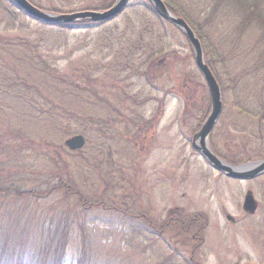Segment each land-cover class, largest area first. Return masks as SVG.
<instances>
[{
    "label": "rangeland",
    "instance_id": "obj_1",
    "mask_svg": "<svg viewBox=\"0 0 264 264\" xmlns=\"http://www.w3.org/2000/svg\"><path fill=\"white\" fill-rule=\"evenodd\" d=\"M28 1L69 14L108 2ZM165 1L195 25L221 86L210 147L232 163L264 159L258 0ZM5 9L0 4V141L11 123L24 139L19 162L15 140L1 152L9 153L0 163L3 264H43L37 252L65 233L66 264H264V206L251 217L242 210L249 188L264 201V175L226 181L197 157L192 140L212 100L182 30L158 19L147 0L129 1L113 23L86 20L69 31L25 16L11 21ZM41 101L59 104L60 116L41 111ZM74 135L85 137L83 150L61 155ZM16 189L29 194L17 197Z\"/></svg>",
    "mask_w": 264,
    "mask_h": 264
},
{
    "label": "water",
    "instance_id": "obj_2",
    "mask_svg": "<svg viewBox=\"0 0 264 264\" xmlns=\"http://www.w3.org/2000/svg\"><path fill=\"white\" fill-rule=\"evenodd\" d=\"M13 1L28 16L48 25L69 24L87 19L100 23L109 22L119 16L129 3V0H118L114 6L103 12H80L74 14L57 15L44 12L36 8L28 0ZM148 1L151 3L159 16L184 32L195 51L197 67L204 76L209 87L212 100V111L200 131L195 135L193 147L202 156H204L216 170L225 173L228 177L234 179H252L262 175L264 173V160L244 166H233L221 160L210 148L208 143L209 137L223 111V101L220 86L209 65L205 62L201 42L197 38L192 28L186 23L184 19L175 16L167 8L163 0ZM66 144L72 150H77L84 146L85 139L83 136H76L72 139H69ZM244 206L245 210L249 213H254L256 211L257 203L255 202L251 193L247 195Z\"/></svg>",
    "mask_w": 264,
    "mask_h": 264
},
{
    "label": "trees",
    "instance_id": "obj_3",
    "mask_svg": "<svg viewBox=\"0 0 264 264\" xmlns=\"http://www.w3.org/2000/svg\"><path fill=\"white\" fill-rule=\"evenodd\" d=\"M108 2L107 3H105L104 5H102L101 6V9H103V8H105V7H107V5H109L110 4V1L109 0H107ZM165 1V0H164ZM222 1H224V0H219V1H217L216 3H215V6H217L218 4H220ZM262 2H264V0H258V4H257V6H256V10H258V12L259 11H262V13H263V16H264V6L262 7V9H260L261 7L259 6V4L260 3H262ZM165 3H166V5L168 6V8L172 11V12H174L177 16H180V17H182V18H184L186 21H187V23L192 27V29L196 32V28H195V25L194 24H192L191 22H190V19H189V17L185 14V12H179V11H177V10H175L173 7H172V5L170 4L169 5V3L168 2H166L165 1ZM0 4H6L7 5V10L5 9L4 10V12H6L7 14H8V16H9V18H10V20L11 21H17L21 16H25V17H27L26 15H24L20 10H18L16 7H15V5L12 3V1L11 0H0ZM9 9L12 11H9ZM14 10L15 11H17V13L16 12H14ZM156 15V14H155ZM18 18V19H17ZM28 18V17H27ZM158 19H161V18H159L158 17ZM81 23H83V22H81ZM85 23H88V22H85ZM167 23V22H166ZM88 24H90V23H88ZM168 24V23H167ZM78 25V24H77ZM91 25V24H90ZM45 28H46V26H45ZM53 28V27H52ZM56 29H58L59 31H61V30H63V31H65V30H74V29H76V26H59L58 28L57 27H55ZM96 28H98V27H96ZM196 35H197V37L200 39V37H199V35L196 33ZM201 41V40H200ZM202 43V42H201ZM202 46H203V44H202ZM163 54L161 53L160 55H158L159 57L160 56H162ZM158 57V58H159ZM207 61V60H206ZM207 63L209 64V62L207 61ZM209 66H210V68H211V70L213 71V73H214V75L216 76V78L218 79V77H217V74L215 73V70H214V68H213V66H212V64H209ZM40 92V91H39ZM41 93V92H40ZM43 99H44V97H43ZM32 103V102H31ZM35 103H32V106L34 107V108H36L37 109V104H35ZM205 105V104H204ZM210 105V103L208 104L207 103V106H206V108L209 110L210 108H211V106H209ZM40 108H42V110L41 111H43V112H46V111H49V110H47V109H50V111L49 112H54L55 111V113H56V115H58V116H60V113L59 112H57L56 111V109H58L59 108V104H57V103H51V102H48V101H41L40 102V104L38 105ZM161 107H162V105H161ZM206 108L205 107H203V109H200L202 112V114H203V117H205V115L207 114V112H205L206 111ZM206 113V114H205ZM156 116V122H158L159 120H160V118L163 116V109H161L160 107L158 108V111H157V114L156 115H154V117ZM66 117H68L67 119H68V122H75L76 123V118H77V116H75V115H71V116H66ZM65 118V117H64ZM63 118V119H64ZM142 120V119H141ZM145 120V119H144ZM144 120H142V121H144ZM202 120H203V118L201 117V122H202ZM201 122H200V124H199V126L198 127H200L202 124H201ZM0 125H1V123H0ZM72 131V130H71ZM70 131V129L69 130H66V134L67 135H73L74 133H72ZM4 139V138H3ZM7 139H12V140H15V144H14V146L16 147V148H18L19 150H20V153L18 154V158H16L14 155H12L13 157H15V158H12V159H16V163L17 162H19L20 161V157H22V151H21V145L19 146V141L20 142H22L23 141V139H24V134L22 133V131H20V130H16V129H14L13 128V126H12V123H11V125H10V127H9V130H8V134H7V136H6V138L4 139V140H1L0 141V163L2 162V158H6L7 156H9V153L8 152H5L4 153V156L1 154V152H2V150L4 149V147H5V145H4V143H5V141H7ZM13 143V142H12ZM3 147V148H2ZM55 152H56V154H57V151H58V148L57 147H55ZM62 153H61V155H65V147H62ZM12 153H14L13 151H11ZM64 152V153H63ZM58 155V157H61V155L58 153L57 154ZM62 158V157H61ZM64 159V158H63ZM10 161H12V160H10ZM0 167H1V165H0ZM17 169L20 171V168L19 167H17ZM2 172H3V170H0V176H1V174H2ZM59 175H62V173H58ZM61 177V176H60ZM51 181V180H50ZM52 182V181H51ZM51 182H49V183H51ZM60 185H61V183H60ZM1 190H3L4 191V189H2V186H0V191ZM5 191H7V190H5ZM72 192V191H71ZM9 192L7 191V194H8ZM13 193V195H16L17 197H22V196H24V195H28L29 193H23V191H21V190H19V189H16V192H12ZM36 195H37V193H36ZM67 195H69V194H67ZM38 197V196H37ZM32 199V198H31ZM33 200H35V199H33ZM38 200V199H37ZM60 237H61V239L60 240H56V239H52L51 240V242L49 243V246L47 247V248H44V250L42 251V249L41 250H39L38 252H37V256H38V259L40 260V261H42V263L43 264H66V260H65V248H66V246H67V244H68V236H67V234L65 233V234H62V235H60ZM5 241H7V240H5ZM4 245H6V243L5 242H2V241H0V247H4ZM49 256H52V260H49L48 259V257ZM13 259H7V261H6V264H28V263H26V262H24V261H21V260H19L18 262H11ZM26 260H28V259H26ZM29 261H31V260H29ZM5 262V260H4V254H3V248H2V250L0 251V264H3ZM67 264H73V263H68L67 262ZM75 264H86V261H85V259L84 258H81L80 260H78V261H76L75 262Z\"/></svg>",
    "mask_w": 264,
    "mask_h": 264
},
{
    "label": "flooded vegetation",
    "instance_id": "obj_4",
    "mask_svg": "<svg viewBox=\"0 0 264 264\" xmlns=\"http://www.w3.org/2000/svg\"><path fill=\"white\" fill-rule=\"evenodd\" d=\"M197 157L198 158H203L201 155H197ZM220 158H222L223 160H225L226 162H229V163H231V164H233L231 161H229L228 159H224L223 157H220ZM206 161V160H205ZM207 162V164H209L208 163V161H206ZM236 165V164H235ZM217 172V171H216ZM217 174L222 178V179H224V180H226V181H234V182H239V183H241V182H249V184L250 183H253L254 182V180H257V179H259L260 177H262L264 174H262L261 176H259V177H257V178H253V179H247V180H238V179H233V178H230V177H228V176H226L225 174H223V173H221V172H217ZM252 189L251 188H249V190L247 191V194L251 191ZM252 192H254L253 190H252ZM246 194V195H247ZM246 195H245V198H246ZM253 195H255V193H253ZM255 197V196H254ZM245 198H244V202H243V204H242V210H243V212H244V214L246 215V217H251V216H254L255 214H257V212H259L260 210H261V208H262V206H264V201H262L261 199H259L258 198V196L256 195V197H255V199L257 200V209H256V211L254 212V213H249V212H247L246 210H245ZM261 200V201H260ZM227 216H226V218H227V220L230 222V224H232L233 226H235V225H237V220L235 219V218H233L231 215H229V214H226ZM203 216H200V215H198L197 216V219H199V218H202ZM190 226L192 227H194V224H190ZM197 240H202V239H198L197 238ZM198 248V246H196V249Z\"/></svg>",
    "mask_w": 264,
    "mask_h": 264
},
{
    "label": "bare ground",
    "instance_id": "obj_5",
    "mask_svg": "<svg viewBox=\"0 0 264 264\" xmlns=\"http://www.w3.org/2000/svg\"><path fill=\"white\" fill-rule=\"evenodd\" d=\"M198 251V250H197ZM196 251H194V253H195Z\"/></svg>",
    "mask_w": 264,
    "mask_h": 264
}]
</instances>
